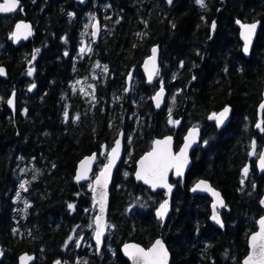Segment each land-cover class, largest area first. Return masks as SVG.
I'll use <instances>...</instances> for the list:
<instances>
[{
	"label": "trees",
	"instance_id": "1",
	"mask_svg": "<svg viewBox=\"0 0 264 264\" xmlns=\"http://www.w3.org/2000/svg\"><path fill=\"white\" fill-rule=\"evenodd\" d=\"M22 2L17 12L0 15V65L8 70L7 77L0 76V264H18L25 251L36 254L33 264H130L122 244L133 240L148 247L158 236L167 242L172 264H243L248 237L264 214V173L256 164L264 148V114L257 127L264 0H204L203 7L197 0ZM89 11L104 29L97 41L87 37L84 48ZM19 19L33 24L34 36L16 46L11 35ZM237 19L262 22L249 58L242 52ZM153 46L160 48V72L147 84L141 65ZM98 64L109 70L99 73L88 100L72 83L77 75L93 77ZM161 86L167 98L158 110L153 96ZM14 91L16 114L7 104ZM228 105L232 118L218 127L209 116ZM178 119L179 126L170 122ZM191 125L201 126L202 142L192 152L186 177L172 178V210L163 225L155 210L165 193L136 181V161L167 134L175 135L178 149ZM121 130L124 158L114 174L108 211L113 228L101 253L94 242L89 251L75 243L79 236L92 240L96 213L91 184L75 182L77 164L96 152L97 173ZM27 162L29 206L19 217L13 198ZM200 178L226 199L223 227L211 221V197L190 191ZM138 197L149 200V207L132 209Z\"/></svg>",
	"mask_w": 264,
	"mask_h": 264
},
{
	"label": "water",
	"instance_id": "2",
	"mask_svg": "<svg viewBox=\"0 0 264 264\" xmlns=\"http://www.w3.org/2000/svg\"><path fill=\"white\" fill-rule=\"evenodd\" d=\"M77 2L86 5L89 0H76ZM4 0H1L0 3H3ZM23 2L22 0H18V6L17 9L13 12L10 13H0L3 15L6 14H11L14 12H17L21 6H22ZM261 20H254V21H244L242 19H237L236 20V24L239 28V36H240V40L242 42V52L243 54L249 58L252 54L256 39L258 37V34L260 32V28H261ZM27 25L28 29H24L21 28L18 36H14V33H17V25ZM256 25V28L254 30V32L251 35V41L248 44V51H245V45H246V41L244 38V34H245V28L247 26L250 25ZM214 29H216V24L214 23ZM30 30V35L28 34ZM92 36L94 38L95 41L98 40V38L101 35V22L100 21H95L92 25ZM34 36V26L31 22L25 20V19H19L16 21V23L14 24L13 27V32H12V41L13 43L18 46L20 44H22L23 42H27L30 39H32ZM153 49H156V53H155V62L153 64L152 62V57H153ZM34 60V59H33ZM0 69H2L3 71L0 72V76L2 77H7L8 76V70L7 67L4 65H0ZM141 69L145 75L146 78V83L147 84H153L158 76L159 73V69H160V48L158 46H153L151 49L150 54L144 59L142 65H141ZM34 69H32L33 71ZM151 74V79L149 78ZM161 89H163L162 95L160 96L159 99V105L157 104V94L161 93ZM166 96H167V90L165 87H161L159 88L153 97V101H154V105L156 107V109L160 110L163 108L164 104H165V100H166ZM11 100L12 103L9 104L8 101ZM7 104L9 106V108L12 110V112L14 114H16L17 111V91H14V93L8 98L7 100ZM261 105H264V84H263V99L260 102L259 106H258V117H259V122L258 125L261 126L262 125V120H263V114H264V108L261 107ZM227 108L229 111L226 115V117L223 118V123H218L216 119H211L210 117L213 116V114L219 115L220 113L224 112V109ZM209 118L211 120H214L215 123L217 124L218 127H224L226 126L231 118H232V106L228 105L223 107L222 109H220L219 111L213 112L210 114ZM181 123V119L178 120L177 125H179ZM190 133L192 134L190 136ZM124 138H125V133L123 130H121L118 134V137L116 138L112 148L109 151V157H108V161L107 163H105V165L103 166V168L98 172V174L93 178V187H92V199H93V208H97V212L95 214L94 217V224H95V229H94V233H93V241L96 245V249L98 253H101L104 245H105V236L108 233V211H109V206H110V195H111V186L113 183V179H114V174L116 172V170L118 169L119 165L121 164L123 158H124ZM168 138H171V143H170V150L173 156H180L181 150L185 148L186 144H189V147L187 148V162L183 163V158H181L180 163L182 164V174L177 175L176 172V168H171L169 169V171L167 172V177H166V183L167 185H169L171 187V191L169 192L167 187H162V186H157L155 188L152 187L151 184H146L144 182V180L142 179H137L136 177V173L138 171H140V161L146 156L148 155V153L152 152L154 148H156V141H165ZM117 141L120 142V147H119V153L115 159L114 164L111 167V170L109 173H105V168L106 166L109 165V161L110 158L112 157V150L113 148L116 147V143ZM202 142V130L201 127L199 125H191L188 127V129L186 130L184 136H183V142L180 145V147L178 149H176V140H175V135L174 134H167L163 137H157L154 139L151 148L146 151L143 155H141L137 161H136V169L134 172V177L136 179L137 182H142L144 185H147L148 187L151 188V190L153 192H156L158 190H162L165 192V200L161 203L163 204L165 201H167L168 204V209H167V213L166 215L163 217V219H161L158 215L157 212L160 209V205L158 206V208L155 210V214L156 217L158 219L162 220V224L164 225L169 214L171 213L172 210V198H173V193L176 189V186L174 185V183H172L171 178H175V179H184L186 177L187 172L189 171V169L191 168L192 164H193V160H192V152L195 148H197ZM255 149V147H254ZM254 149L251 151V154H253ZM261 155H264V148L262 149L258 159H257V168L259 170V172L261 174L264 173V169L261 168L260 166V157ZM97 158H98V154L96 152L90 154V155H86L85 157H83L77 164V169H76V174H75V182L78 184H82V183H87L91 180L92 175L94 173V168L97 162ZM84 165V167L82 168L81 165ZM102 173H105L104 176H101ZM81 174H85L86 178L85 179H80L77 180V176L81 175ZM100 177L101 178V183L97 184V178ZM106 180V187L104 185V181ZM201 182H204V184H206L208 187L207 189L204 188L203 186L201 187H197V185H201ZM191 193L194 195L197 194H201V195H208L211 197L212 201H211V221L214 225L218 226V227H223L224 226V220L223 217L220 213V210L226 206L227 202L226 199L222 193V191L218 188H216L211 181H209L208 179H204V178H200L199 180H197L191 187L190 189ZM214 193H218L219 194V199L217 198L216 195H214ZM103 197V205H104V212L103 214L100 211L101 208V199ZM223 201V206H221V204L219 203V201ZM263 201H264V193H263ZM216 215L219 217L220 222L218 223L215 219H213V216ZM102 216V221L101 223L104 225V230H103V234L100 237V243L97 244V239H96V234H97V223L96 220L98 217ZM264 219V214L261 215L258 219H257V224L258 227L255 231H253L249 237H248V247H249V251L247 253V255L243 258V264L244 262L248 259L249 256H251L253 254L252 251V237L254 235H257L260 231H261V225H260V221ZM157 240H160L163 245L164 248L167 251V264H172V252L167 244V242L165 241L163 236H158L155 241L149 246V247H145L143 244L130 240L127 241L125 243L122 244L121 246V251L123 253V255L129 260L130 264H133V260L132 258L126 253L125 251V246L126 245H136L139 248L144 249L145 251H148ZM82 242V238L79 240V245H81ZM36 254L34 253H29V252H23L19 255L18 264H33L36 261Z\"/></svg>",
	"mask_w": 264,
	"mask_h": 264
},
{
	"label": "snow or ice",
	"instance_id": "3",
	"mask_svg": "<svg viewBox=\"0 0 264 264\" xmlns=\"http://www.w3.org/2000/svg\"><path fill=\"white\" fill-rule=\"evenodd\" d=\"M171 2V0H169ZM197 3L202 7L204 6V0H197ZM18 0H4L3 3H0V13H10L17 9ZM17 33H14V36H18V33L21 28L28 29L27 25H17ZM214 27V25H213ZM256 25H250L245 28L244 38L246 41L245 51H248V44L251 41V35L254 32ZM30 35V30L28 32ZM83 51V49L81 50ZM155 53L156 49H153V57L152 62H155ZM3 70L0 69V72ZM31 75V71L29 72ZM151 79V74L150 77ZM163 89H161V93L157 94V104L159 105V99L162 95ZM9 104L12 103L11 100L8 101ZM264 108V105H261ZM228 109L225 108L224 112L219 115L213 114L211 119H216L218 123H223V118L226 117L228 113ZM67 115V114H66ZM172 123H178L177 121H170ZM259 127V125H257ZM192 134L190 133V136ZM171 138H168L165 141H156V148L153 149L152 152L148 153L141 161H140V171L136 173L137 179H142L146 184H151L153 188L157 186L167 187L169 192L171 191V187L166 183L167 172L171 168H176L177 175L182 174V164L180 163L181 158H183V163L187 162V148L189 144L185 145V148L181 150L180 156H173L170 150ZM120 142L117 141L116 147L112 150V157L110 158L109 165L105 168V173H109L112 165L115 162V159L119 153ZM260 166L264 169V155L260 157ZM83 168L84 165L82 164ZM248 169H244V174L247 175ZM105 173H102L101 176H104ZM86 175L81 174L77 176V180L85 179ZM101 183V178H97V184ZM104 185L106 187V180L104 181ZM203 186L207 189V185L204 182H201V185H197V187ZM23 187V185H21ZM219 199V194L214 193ZM221 206H223V201H219ZM264 203V202H262ZM69 207H73L69 205ZM168 209L167 201L160 205V209L157 212V215L163 219L166 215ZM101 213L104 212L103 205V197L101 199ZM213 219H215L218 223L220 222L219 217L214 215ZM102 216L98 217L96 220L97 223V244L100 243V237L103 234L104 225L101 223ZM261 231L252 237V251L253 254L248 257V259L244 262V264H264V219L260 221ZM126 253L132 258L133 264H167V251L164 248L163 243L160 240H157L155 244L148 250L145 251L142 248H139L136 245H126L125 246Z\"/></svg>",
	"mask_w": 264,
	"mask_h": 264
},
{
	"label": "rangeland",
	"instance_id": "4",
	"mask_svg": "<svg viewBox=\"0 0 264 264\" xmlns=\"http://www.w3.org/2000/svg\"><path fill=\"white\" fill-rule=\"evenodd\" d=\"M100 21L101 19L97 16V14H95L93 11H89L86 13V17H85V29L83 31V35H84V42H83V47L86 48V46L88 45V38H90L91 41H93L92 38V24L94 21ZM102 23V22H101ZM102 29H104L103 25H102ZM109 68L106 65L103 64H98L96 66V69H94V75L93 77L91 76H83V75H77V77L74 79L73 83H72V89L73 91H78L81 92L83 95L88 96V100H90V98H92V94L93 91L96 87V81L98 79H100V72H103L104 75L107 74ZM134 86V83L131 82V87ZM92 100V99H91ZM127 138H129V142L131 141V135L127 134ZM132 150L129 149L127 156H129V154H131ZM255 153V152H254ZM259 155V153L256 155V157ZM108 160V157H107ZM102 164L100 166V169L103 168ZM31 165L27 162L25 164H23L20 168L19 171V185L18 188L15 190L14 192V198H13V202H14V211L16 213L17 216L19 217H24L27 213V209L29 206V197L27 195V191H28V187H29V183L31 181V177L29 174V171L31 169ZM128 172V170H126V173ZM96 174V173H95ZM91 183V181H90ZM21 185H23V187H21ZM146 203V204H145ZM149 200H147V202H144L140 197H138V199L134 200L133 203L130 205V207H132V209H136L138 207H149ZM18 218V217H17ZM109 233L112 231L113 225L110 222L109 225ZM19 228V227H18ZM16 228V234H22L23 230H20ZM94 228L92 230V234H93ZM80 237V236H79ZM79 237L76 238L75 243L78 242ZM83 238V242H82V247H86L89 251H92L94 249V244L93 241L89 238ZM107 246H109L110 248H112V246H110V242L107 243Z\"/></svg>",
	"mask_w": 264,
	"mask_h": 264
},
{
	"label": "flooded vegetation",
	"instance_id": "5",
	"mask_svg": "<svg viewBox=\"0 0 264 264\" xmlns=\"http://www.w3.org/2000/svg\"><path fill=\"white\" fill-rule=\"evenodd\" d=\"M29 72L31 71V70H28Z\"/></svg>",
	"mask_w": 264,
	"mask_h": 264
}]
</instances>
